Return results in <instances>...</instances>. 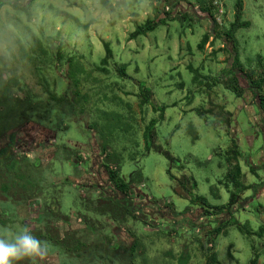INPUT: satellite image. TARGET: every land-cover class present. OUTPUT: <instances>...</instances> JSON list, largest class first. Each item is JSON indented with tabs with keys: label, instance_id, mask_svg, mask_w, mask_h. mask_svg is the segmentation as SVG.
Instances as JSON below:
<instances>
[{
	"label": "rangeland",
	"instance_id": "obj_1",
	"mask_svg": "<svg viewBox=\"0 0 264 264\" xmlns=\"http://www.w3.org/2000/svg\"><path fill=\"white\" fill-rule=\"evenodd\" d=\"M105 1L4 0L0 7L1 85L13 78L26 89L25 82L42 95L38 104L44 105L49 97L21 45L38 49L35 35L44 45L48 36H57L64 56H75L84 67L80 87L90 96L92 108L84 115L44 110L47 116L38 108L34 118L10 126L0 138L3 146L14 135L9 152L19 158L10 171L6 161H0V238L28 228L47 245L44 256L14 264H207L211 231L229 213L206 215L191 196L204 195L213 205L229 201L231 192L219 180L225 179L229 164L224 158L234 143L248 185L232 206L234 216L253 230L264 225V119L250 90L239 97L223 84L233 61L223 32L234 19L237 0H208L211 14L201 11L197 0ZM243 2V19L251 25L240 28L236 38L240 59L249 70L254 63L248 65L247 59L264 54V0ZM164 7L186 11L188 18L167 19L130 38L138 25ZM204 33L212 35L200 50ZM103 40L114 51L107 73L97 67L105 54ZM50 43L58 45L57 40ZM115 61L128 62L127 76L119 75ZM66 66L57 72L65 82ZM217 79L219 83L208 86ZM139 81L153 90L146 105L140 104ZM241 84L246 86L243 80ZM16 105L11 104L13 109ZM97 105L120 112L131 123L130 132H119L109 147L127 149L120 173L133 180L128 194L110 181L97 131L86 126L92 124ZM158 106H165L163 118ZM20 110L19 105L17 113ZM152 118L158 119L154 144L161 148L147 152L142 133ZM184 174L196 179V188L190 181L186 187L178 182ZM228 182L233 187L234 181ZM214 242L221 264H250L256 252L258 264H264V234L246 235L230 225Z\"/></svg>",
	"mask_w": 264,
	"mask_h": 264
},
{
	"label": "trees",
	"instance_id": "obj_2",
	"mask_svg": "<svg viewBox=\"0 0 264 264\" xmlns=\"http://www.w3.org/2000/svg\"><path fill=\"white\" fill-rule=\"evenodd\" d=\"M35 0H30V3H33ZM105 1V0H104ZM106 2V1H105ZM199 3V8L201 11H205L211 14L212 12V4L208 0H197ZM4 3V0H0V7ZM107 3V2H106ZM243 8L244 2L243 0H237L235 3V12L234 19L230 22L228 28L224 30L223 36L226 42L231 44L232 57L233 61L231 64L227 66V70L230 73V76L227 80L224 81L223 84L227 88H231L235 91L236 95L241 97L245 95V90H250L253 94L254 102L259 107L262 117L264 119V54L258 53L252 58L247 59L248 65L254 63V67L249 70L246 69V64L241 61L239 50H238V40L236 38L237 31L242 27H249L251 25V21L243 19ZM162 10V11H161ZM158 14L154 18H148L144 23L138 25L135 30L130 33V38H135L141 34H146L148 31L154 30L158 25L165 23L167 19H187V12L182 11H173L171 9L166 10L165 7L162 8ZM161 12L164 16L158 17L161 15ZM218 24L213 20V31L216 32V37H220V34L216 31ZM212 33H204L197 47L200 50L205 48V45L208 43ZM35 44L38 46V49L30 48L26 49L24 45L22 47V54L34 65L32 70L36 71V77L38 75L43 83L44 93L49 97V100L45 101L43 105L41 102L38 104V99L42 98V95H38L37 92L30 89V87L24 82L26 85L21 87L17 85L13 78L8 80L11 84L6 86H2L0 83V138L4 135H7V130L10 126L19 125L23 120L34 118V112H38V108H43V116H47V113H44V110H48L49 113L52 111H61L68 110V113H80L84 115L86 112L92 110L89 107L90 96L81 91L80 84L82 83V78L79 77L84 71V67L81 66L79 60L73 55L64 56L63 46L60 44L57 36H48V41L46 45H44L36 35ZM46 39V40H47ZM51 40H57V47L53 48V44L51 45ZM105 46V54L101 58L97 67L99 70L104 72H108V65L110 61L114 58V51L111 47V44L107 40H103ZM0 56V60H3ZM3 63V62H1ZM0 63V65H1ZM39 64L42 66L40 67ZM115 69L119 73L120 76H127V68L128 62L118 63L115 61ZM65 67V72L63 74V78L67 80L65 82L60 78V75L57 74L60 66ZM59 67V68H58ZM191 69H193L192 66ZM43 68V69H42ZM2 67L0 66V81L2 76ZM44 70H47L48 76L44 75ZM48 77H52V80H49ZM199 78V74L194 76V80L197 81ZM62 85L60 81H62ZM241 80L246 83V86L241 84ZM16 82V83H14ZM220 81L214 80L212 83L208 82V86L212 87V85L219 83ZM64 83V85H63ZM139 93L140 104L146 105L151 102L153 96V90L151 87L147 86L144 82L139 81ZM180 86H183L182 83H179ZM19 91L24 93L25 97L19 95ZM116 95H113L112 98H116ZM36 98L35 101H33ZM108 98L106 95L104 99ZM101 99V98H100ZM40 101H42L40 99ZM17 102V105L13 109L11 106L12 103ZM100 101H96L98 103ZM4 104H7L5 107ZM10 104V105H9ZM21 106V110L17 113L16 109L18 106ZM128 107H131L129 102H127ZM155 109H161L160 117H164L165 106H158ZM95 112V117L92 121V124H86V126L94 127L97 131V134L100 138V147L101 152L105 154V160L103 161V166L106 168L110 181L113 183L115 188L121 193L128 194L129 191L133 188V180H126L121 176L120 167L121 161L124 159V152L127 150L125 146L122 149L113 148L109 151V147L112 142L119 139V132L123 135H126L131 130V123L127 120V117H124L120 112L107 110L97 107L93 110ZM199 113H202V110H198ZM60 113V112H58ZM5 121V122H4ZM158 122L157 118H152L145 125L142 136L145 142L146 151H150L151 148L160 149L161 147L154 144V139L156 136V124ZM194 130V128L192 127ZM9 144H5L0 146V161H6L7 169L15 170L18 166L19 158L12 155L9 150L12 144H14L13 139L14 135H9ZM170 157L171 154L168 151H164ZM241 156L238 145L234 143V148L228 152L227 157L224 158L225 162H228L229 168L225 174V179H220L219 182H224L226 187L228 188L230 194L229 201L224 204L213 205L211 204L207 197L201 194H196L191 196V201L193 203H197L201 205V208L204 209V213L206 215H219L222 213H229L228 219L223 220L220 224L213 228L211 231L212 236L209 238L210 242H212L211 246L208 247V263L207 264H221L218 254L215 250V242L214 239L223 232L224 234L228 233V227L230 225H235L238 230L246 235L258 234L262 236L264 234V225H262L258 230H253V228L246 222L241 223L238 221L233 213L232 206H235L239 192L243 191V189L247 188L248 185L244 183L243 176L244 172L242 166L239 162V157ZM23 158H27L24 156ZM36 164V163H34ZM221 165L224 163L221 162ZM35 166V165H33ZM37 166V164H36ZM182 167V166H181ZM172 177H175L172 175ZM228 180L231 182L234 181L233 187L229 184ZM191 182V187L196 188L198 183L196 179L192 175L184 174L182 178L178 179V182L186 187L187 182ZM233 189H232V188ZM212 191L214 194L218 195V188L212 186ZM190 193V192H189ZM127 210V209H126ZM229 256L233 257V253L228 251ZM259 254H256L251 258L250 264H258Z\"/></svg>",
	"mask_w": 264,
	"mask_h": 264
},
{
	"label": "clouds",
	"instance_id": "obj_3",
	"mask_svg": "<svg viewBox=\"0 0 264 264\" xmlns=\"http://www.w3.org/2000/svg\"><path fill=\"white\" fill-rule=\"evenodd\" d=\"M47 245L32 235L28 228L16 234H6L0 238V264H14L25 257H42Z\"/></svg>",
	"mask_w": 264,
	"mask_h": 264
}]
</instances>
